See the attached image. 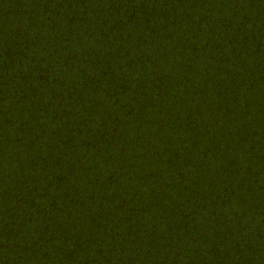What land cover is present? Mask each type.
Wrapping results in <instances>:
<instances>
[{
	"label": "trees",
	"instance_id": "1",
	"mask_svg": "<svg viewBox=\"0 0 264 264\" xmlns=\"http://www.w3.org/2000/svg\"><path fill=\"white\" fill-rule=\"evenodd\" d=\"M0 264H264V0H0Z\"/></svg>",
	"mask_w": 264,
	"mask_h": 264
}]
</instances>
